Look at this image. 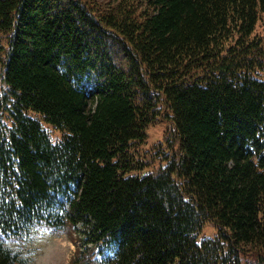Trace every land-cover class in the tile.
Wrapping results in <instances>:
<instances>
[{"label": "trees", "instance_id": "1", "mask_svg": "<svg viewBox=\"0 0 264 264\" xmlns=\"http://www.w3.org/2000/svg\"><path fill=\"white\" fill-rule=\"evenodd\" d=\"M262 20L264 0H0V264L79 227L72 264H264Z\"/></svg>", "mask_w": 264, "mask_h": 264}, {"label": "rangeland", "instance_id": "2", "mask_svg": "<svg viewBox=\"0 0 264 264\" xmlns=\"http://www.w3.org/2000/svg\"><path fill=\"white\" fill-rule=\"evenodd\" d=\"M254 32L264 35V20L257 24ZM87 86L93 89L92 84L87 83ZM41 123L42 127L49 131L53 141L60 137V132L53 130L45 120H42ZM170 129L171 123L166 118H161L150 124L146 129V141L139 147L141 153L150 156L152 150L155 149V144L160 141L162 144L166 143L164 136ZM175 145L176 143L173 144V146ZM166 149L170 151V147ZM165 164V159L156 158V160L143 168L142 173H155ZM78 230H81V228L79 227V229L75 230L76 232L68 228L67 231L57 234L51 230L37 229L23 242H15L13 246L29 258L32 264H72V261L77 256L78 244L81 243L80 236L83 237V234L78 232ZM216 233L217 230L213 224L206 222L198 233V239L201 241L205 237L215 236Z\"/></svg>", "mask_w": 264, "mask_h": 264}]
</instances>
